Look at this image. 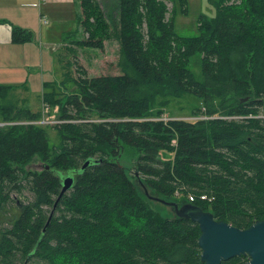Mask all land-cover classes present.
I'll return each mask as SVG.
<instances>
[{
	"label": "trees",
	"instance_id": "trees-1",
	"mask_svg": "<svg viewBox=\"0 0 264 264\" xmlns=\"http://www.w3.org/2000/svg\"><path fill=\"white\" fill-rule=\"evenodd\" d=\"M172 1L186 13L187 0ZM207 2L215 14L180 35L164 0H80V45L103 48L114 34L122 72L79 75L71 91L43 82L37 110L0 84V264H205L199 225L144 187L232 226L264 219V0ZM31 34L12 26L10 36ZM186 94L199 101L196 118L162 119ZM45 107L56 108L54 145L39 122ZM36 155L42 169H26ZM67 174L73 183L48 218Z\"/></svg>",
	"mask_w": 264,
	"mask_h": 264
},
{
	"label": "rangeland",
	"instance_id": "rangeland-1",
	"mask_svg": "<svg viewBox=\"0 0 264 264\" xmlns=\"http://www.w3.org/2000/svg\"><path fill=\"white\" fill-rule=\"evenodd\" d=\"M168 8L167 17H174V30L180 35H195L197 31V20L199 15H204L206 17H211L215 14V8L207 0H187L186 6L187 11L183 13L181 6L176 2L173 3L172 0H164ZM112 30V29H111ZM113 31V30H112ZM82 33V34H81ZM81 33H73L68 38H73L75 41L67 43V47L62 45L50 46L46 50V46L41 44L40 40V52L49 53L51 49L52 55L55 58V64L50 66L49 70H46L42 74L41 66H36L37 70L32 71L31 74L38 71L36 76L28 80L27 84H17L16 87L10 88L8 91L10 95L16 99V102L22 103L20 101L25 100L32 110L42 109L43 103L41 101V96L44 88L43 83H41V77H45L46 80H55L60 83L59 87H55L58 91L65 90L71 91L74 89V83L72 78L77 76H98L103 74H119L122 68L119 64L120 52L117 39L114 34L104 39L103 48H94L89 46L80 45L79 41L86 38L87 33L82 30ZM81 38V40H80ZM199 56V54H195ZM192 69L196 70L198 67L197 58L193 59ZM29 78L31 75L29 74ZM66 82L62 84V82ZM44 82V81H43ZM27 88V90H26ZM197 97L191 94H186L183 97L172 98L170 102L163 108L164 116H171L177 118L195 119L196 117L192 115L194 107L199 104ZM56 108L46 109L44 108L43 114L44 118L39 120V122L44 124H49L48 126V136L51 145L59 143V135L50 126L56 123L57 114ZM122 164L126 166L130 165L132 158L127 155L124 151L121 155ZM162 158H171L172 153H161ZM44 166V162L41 158L36 155L32 160L25 165L26 169L40 171ZM134 172V170H131ZM130 171V172H131ZM25 197V198H24ZM14 198L19 200V202H27L30 198V194L24 189L21 193L14 195Z\"/></svg>",
	"mask_w": 264,
	"mask_h": 264
},
{
	"label": "crops",
	"instance_id": "crops-1",
	"mask_svg": "<svg viewBox=\"0 0 264 264\" xmlns=\"http://www.w3.org/2000/svg\"><path fill=\"white\" fill-rule=\"evenodd\" d=\"M80 6V0H0V84H27L36 76L38 71L31 74L36 66H41L42 74L49 70L56 62L53 49L40 52V42L47 50L58 45L66 48L75 41L68 37L82 32ZM12 26L30 30L32 39L14 43ZM44 78L41 83L51 81Z\"/></svg>",
	"mask_w": 264,
	"mask_h": 264
},
{
	"label": "water",
	"instance_id": "water-1",
	"mask_svg": "<svg viewBox=\"0 0 264 264\" xmlns=\"http://www.w3.org/2000/svg\"><path fill=\"white\" fill-rule=\"evenodd\" d=\"M244 99H247V97ZM89 162L90 160H86L82 168ZM135 176L138 180H141L137 171ZM72 178V174H67L61 178V189L54 205H52L53 208L48 218L51 217L60 196L71 187ZM143 189L147 198L171 206L174 215L189 218L199 225L200 234L196 240L201 250L200 260L203 263L220 264L221 261L242 254L248 257L246 264H264V219L255 220L245 228L232 226L231 223L225 220L215 219L210 211L204 210L202 207L193 204V202L178 204L172 200L165 201L159 196H152L145 187Z\"/></svg>",
	"mask_w": 264,
	"mask_h": 264
},
{
	"label": "built area",
	"instance_id": "built-area-1",
	"mask_svg": "<svg viewBox=\"0 0 264 264\" xmlns=\"http://www.w3.org/2000/svg\"><path fill=\"white\" fill-rule=\"evenodd\" d=\"M161 117H162V119H169V118H172L171 116H164V115H162ZM0 124H3V122H0ZM200 197H201L202 199H204V198H205V195H201ZM190 199L192 200L193 197L190 196Z\"/></svg>",
	"mask_w": 264,
	"mask_h": 264
}]
</instances>
